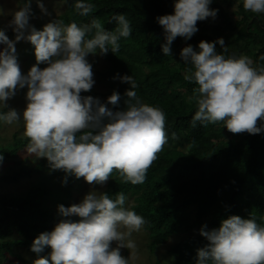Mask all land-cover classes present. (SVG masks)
<instances>
[{
	"label": "clouds",
	"instance_id": "obj_1",
	"mask_svg": "<svg viewBox=\"0 0 264 264\" xmlns=\"http://www.w3.org/2000/svg\"><path fill=\"white\" fill-rule=\"evenodd\" d=\"M35 2L48 15L41 0ZM31 3L23 0L10 13L8 26L15 33L14 40L0 28V121L12 125L22 120L24 136L29 140L27 153L46 158L51 169L83 177L90 185L106 183L114 171L125 183L143 184L148 169L168 142L163 110L137 98V82L128 74L114 77L130 86L124 109L118 108L119 92L113 91L107 103L81 94L90 92L95 83L87 57L118 52L120 39L131 34L129 20L123 14L115 15L112 19L117 27L107 31L96 18L82 25L55 18L37 30L29 23ZM211 3L174 0L173 12L156 18L164 32L161 50L166 56L171 54L170 45L176 37L190 39L198 31V21L216 17L218 10L211 8ZM74 8L80 16H88L94 5L76 0ZM243 8L264 13V0H243ZM5 14L0 5V16ZM22 39L34 46L36 64L27 74L19 67L15 48ZM216 44L221 52L216 51ZM198 49L187 45L180 51L184 64L191 65L184 79L198 85L191 97L197 105L192 127L198 122H223L233 134L260 133L264 129V66H255L246 55H224L227 47L223 38L201 40ZM41 63L47 66L38 67ZM25 87L26 105L18 112L7 101ZM172 135L175 138L176 134ZM126 199L122 192L113 199L92 190L79 203L58 205L65 219L34 238L30 247L37 257L32 264H129V257L125 258L120 249L137 248L130 237L146 221L125 207ZM199 234L207 243L196 250L195 264H264V226L253 217L229 215L218 227L203 225ZM46 248L47 255H40Z\"/></svg>",
	"mask_w": 264,
	"mask_h": 264
},
{
	"label": "trees",
	"instance_id": "obj_2",
	"mask_svg": "<svg viewBox=\"0 0 264 264\" xmlns=\"http://www.w3.org/2000/svg\"><path fill=\"white\" fill-rule=\"evenodd\" d=\"M234 1L212 0L210 7L218 10L216 17L198 21V31L190 39L176 37L167 56L161 50L165 43L164 32L156 18L171 14L174 0H85L94 5L88 16H80L74 8L76 0H68L58 15L65 24L82 25L96 18L107 31L117 27L113 16L125 15L131 24V34L120 39L118 52L103 55L112 66L99 74L110 84L115 83L113 91L121 95L119 109L126 107L125 92L130 86L114 79V75L128 74L137 82V98L165 113L168 142L148 169L145 182L125 183L114 171L102 190L113 199L118 192L124 193L125 207L146 221L143 227L151 249L170 235L185 232L168 250L171 261L155 260L151 264H195L196 250L207 243L199 234L200 228L203 225L208 229L218 227L229 215L253 217L264 226V129L258 134L231 133L224 138L223 122H198L192 127L191 118L197 105L191 97L198 85L184 79L191 65L184 64L180 57L181 49L187 45L198 51L199 41L215 42L217 38L226 37V43L234 50H227L224 55L245 54L255 66H264L261 59L264 56V13L245 11L241 1L240 12L245 18L232 21L227 18L226 7ZM209 27L210 32L205 30ZM216 51H222L219 44ZM28 143V138L15 131L9 144H0V156L3 160L12 158ZM184 145L186 148L180 152L179 148ZM46 167H49L48 161L41 158L33 163L20 160L18 166L0 171V255L13 254L15 247L37 255L30 247L34 238L54 228L55 214L42 202L49 190L47 186L34 185L24 195L3 191L6 184L45 172ZM50 171L56 176L63 172ZM64 191L70 194V183ZM130 198L132 202L128 204ZM47 252L46 248L40 255Z\"/></svg>",
	"mask_w": 264,
	"mask_h": 264
},
{
	"label": "rangeland",
	"instance_id": "obj_3",
	"mask_svg": "<svg viewBox=\"0 0 264 264\" xmlns=\"http://www.w3.org/2000/svg\"><path fill=\"white\" fill-rule=\"evenodd\" d=\"M243 0H236L230 6L226 7L227 18L235 20H242L245 18L240 12V2ZM47 9L48 15H45L41 12L40 8L37 6L35 0H32L31 3V16L29 23L34 26L37 30H41L43 25L49 22L52 19H58V15L63 12L64 9V0H41ZM23 3V0H0V5L3 6L5 14L0 16V28L5 31V34L9 39L15 38V33L11 27H9V21L11 20L10 13L16 8H18ZM252 13V12H250ZM251 15V14H250ZM211 31V27L205 29ZM228 38H223L224 43L229 52L234 50L232 45L226 43ZM3 45H0L2 48ZM17 60L21 71L24 74H27L28 70L33 64H36L35 55H34V46L27 40H20L15 43ZM245 55V54H244ZM249 57V56H248ZM89 62L92 64V70L94 73V86L90 92H82V95H90L96 98H99L102 102H107V97L112 94L114 82L110 84L108 80L106 81L100 76L99 71H108L111 68L110 61H107L103 56L96 54H89L87 57ZM40 68H44L46 64L37 65ZM117 75H114V77ZM26 91L27 88L19 89L16 95L7 101L8 106L15 108L18 112H22L26 105ZM145 103V102H143ZM6 110V109H5ZM17 132V135L24 136V127L23 121L21 120L18 124L7 125L4 122L0 121V144H9L12 139V133ZM231 136V132L228 129H224L222 137L228 138ZM26 148H23L19 151L18 155L9 158L0 160V171H6L8 168H13L18 166L20 160L25 162H36L41 158H36L30 156ZM179 148V147H178ZM186 146H181L179 148L180 152L183 151ZM50 167H46V171L40 174H33L30 177H23L20 181L15 183H8L3 188V191H7L10 194H19L24 195L28 189L34 185H43L48 187V193L42 198V202L48 206L55 214V222L58 223L61 219H65L59 214L58 205H61L62 202L68 204L65 207H68L74 203H79L85 194L92 190L102 192L106 183L104 184H88L84 178H76L72 175H66L62 172L61 175L56 176L50 171ZM66 180V182H65ZM70 183L71 192L66 194L64 187L66 184ZM132 202L130 198L128 204ZM194 233V232H193ZM185 232H180L174 235H170L168 239L164 242L158 243L153 249L149 246V237L147 230L143 227L139 232H133L130 239H132L137 248L135 250H129L126 248H121V254L127 258L129 257V264H151L155 260H160L163 263L169 262L172 260V256L169 255L168 250L171 245L181 238ZM115 247V244H113ZM13 254L4 253L0 255V264H32L37 255L28 252L26 249L21 247H15L13 249ZM19 255V257L16 256ZM134 257V258H133Z\"/></svg>",
	"mask_w": 264,
	"mask_h": 264
}]
</instances>
